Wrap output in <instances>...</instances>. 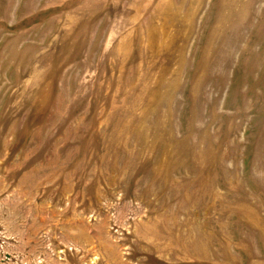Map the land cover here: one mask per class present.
Listing matches in <instances>:
<instances>
[{"label":"rangeland","instance_id":"rangeland-1","mask_svg":"<svg viewBox=\"0 0 264 264\" xmlns=\"http://www.w3.org/2000/svg\"><path fill=\"white\" fill-rule=\"evenodd\" d=\"M0 264H264V0H0Z\"/></svg>","mask_w":264,"mask_h":264}]
</instances>
